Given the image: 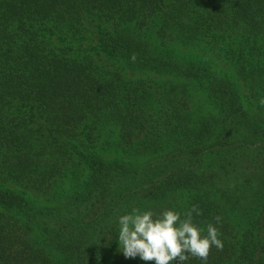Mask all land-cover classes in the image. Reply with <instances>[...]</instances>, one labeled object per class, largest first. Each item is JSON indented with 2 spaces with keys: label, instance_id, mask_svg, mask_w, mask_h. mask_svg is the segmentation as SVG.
Wrapping results in <instances>:
<instances>
[{
  "label": "trees",
  "instance_id": "obj_1",
  "mask_svg": "<svg viewBox=\"0 0 264 264\" xmlns=\"http://www.w3.org/2000/svg\"><path fill=\"white\" fill-rule=\"evenodd\" d=\"M242 87L264 113V0H0V264H155L118 217L193 206L224 244L207 264H264Z\"/></svg>",
  "mask_w": 264,
  "mask_h": 264
},
{
  "label": "clouds",
  "instance_id": "obj_2",
  "mask_svg": "<svg viewBox=\"0 0 264 264\" xmlns=\"http://www.w3.org/2000/svg\"><path fill=\"white\" fill-rule=\"evenodd\" d=\"M194 213L200 215L196 206L184 213L169 208L158 215L150 209L133 208L118 217L120 250L126 258L139 257L155 264H185L189 257L207 264L210 249L222 250L224 244L218 228L212 223L206 228L196 224Z\"/></svg>",
  "mask_w": 264,
  "mask_h": 264
},
{
  "label": "rangeland",
  "instance_id": "obj_3",
  "mask_svg": "<svg viewBox=\"0 0 264 264\" xmlns=\"http://www.w3.org/2000/svg\"><path fill=\"white\" fill-rule=\"evenodd\" d=\"M88 43V42H87ZM85 44V47H87L88 44ZM96 43V40L94 41L91 37V46L92 45H95ZM180 50L184 53H190V54H194V55H200L201 52L200 50H191V49H188V48H185V47H179ZM216 55V53H215ZM213 54V58L215 56ZM216 57V56H215ZM109 64H111V62H109ZM216 68L217 69H220L222 70L223 72H234L233 68L227 64L226 61H223V60H219V61H216ZM124 74L127 78H134V79H138V78H147L149 76H151L153 79H156V80H160L162 79L161 76H157V75H148L147 73H144V72H134V71H128V70H125L124 71ZM243 101H244V105L246 107V109L254 116H257L259 117L260 119L263 120L264 122V113L261 112V110L258 108L256 102L250 97L248 91L243 88ZM65 187H67V185H65Z\"/></svg>",
  "mask_w": 264,
  "mask_h": 264
}]
</instances>
